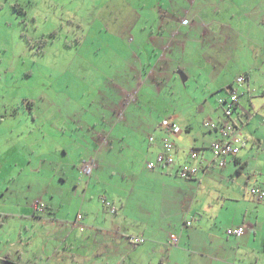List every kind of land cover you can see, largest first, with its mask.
I'll return each mask as SVG.
<instances>
[{
    "label": "rangeland",
    "instance_id": "obj_1",
    "mask_svg": "<svg viewBox=\"0 0 264 264\" xmlns=\"http://www.w3.org/2000/svg\"><path fill=\"white\" fill-rule=\"evenodd\" d=\"M106 1L0 0V177L4 178L9 167L3 158L8 157L4 153L11 144L16 149L10 153L9 162L13 157L31 160L28 166L16 167L9 177L0 181V264H110L103 259V253L100 260L98 238L81 243L85 228L78 223L81 218L74 216L78 195L83 196L84 186L79 184L85 183L80 174L84 163L93 158H109L108 153L97 154L103 138L109 141L103 147L117 150L111 157L113 161L120 156L124 137L131 143L143 141L141 127L134 135L133 129L129 131L132 118L136 121L160 118L158 127L163 117L167 118L178 108L186 113V118L192 117L200 136L204 134L201 131H208L203 125L204 116L221 118L224 123L238 118L236 113L226 116L219 108L214 111L212 105L216 104V98L213 96L210 106L199 99L197 93L202 91V84L186 86L188 83L181 80L183 87L179 88L169 77L170 82L164 86L167 91L164 103L172 111L159 115H153L150 110H147L149 114L140 111L139 104L133 101H141L139 90L143 83L133 90L123 83V77L134 83L130 45L135 35L122 22L124 7L117 9L119 21L110 17L114 2L100 11V4ZM240 1L252 10H264V0ZM143 24L144 20L138 26ZM136 38L134 46L138 50L148 45L144 37ZM139 41L143 44L139 45ZM144 60L145 56L141 62ZM200 62L204 63V59ZM236 74V69L230 71V75ZM235 88L242 94L239 85ZM263 90L264 69H255L251 79L253 108L246 96L241 98L242 111L250 117L243 134L250 139L242 149L249 159L248 165L242 169L226 165L224 181L211 182L216 207L224 202L218 200L220 192L232 193L227 184L238 191L246 184L245 198L235 204L224 203L223 209H231L223 214L229 217V227L225 230L234 227L232 223L241 221L244 215L248 223L258 222L253 235L257 237L256 251L261 264H264V201L258 203L248 191L253 181L264 186V110L254 113L264 101ZM117 96L121 98L118 100ZM127 104L130 109L123 108ZM134 107L139 111L132 110ZM251 135L262 141L260 148ZM215 169L221 171L220 168L211 171ZM102 196L110 203L116 201L103 187L95 198L97 209H107ZM37 201L48 204L51 209L65 210L43 221L27 220L25 228L17 209ZM103 213L106 217L111 214L104 210ZM56 219L58 223H52ZM79 235L81 239L76 238ZM166 251V247L156 249L153 261L143 248H133L132 257L140 264H160ZM82 256L91 262L80 263Z\"/></svg>",
    "mask_w": 264,
    "mask_h": 264
},
{
    "label": "crops",
    "instance_id": "obj_2",
    "mask_svg": "<svg viewBox=\"0 0 264 264\" xmlns=\"http://www.w3.org/2000/svg\"><path fill=\"white\" fill-rule=\"evenodd\" d=\"M111 2H114L115 9H111L110 17L118 20L117 9L124 7L126 13L122 22L135 35L130 45L134 57L130 69L134 73V83L126 77H123V83L132 90L143 83L139 90L141 101H133L136 105L139 104L140 111L144 110L149 114L147 110H150L153 115L172 111L167 110L168 107L164 103L167 102L164 86L166 82H170L169 78L179 88L183 87L181 80L188 83L186 86L190 83L202 84L203 89L197 93V97L209 106L211 96L215 97L216 104L212 105L214 111L219 108L223 112L218 98L221 95H229V89L239 85L242 94L234 112L238 118L234 120L240 125L243 136L250 117L242 111L241 98L246 96L253 108L252 73L255 69H264V10H252L246 2L239 0H108L106 4H100V11L103 12V7H108ZM143 20L144 24L138 26ZM140 36L148 40V45L140 46L138 50L134 43L136 37ZM138 44L142 45L143 42L139 41ZM143 56L145 60L141 62ZM201 59H204V63L200 62ZM232 69H236L238 74L230 75ZM239 75L246 76L242 84L237 82ZM117 97L119 100L120 96ZM123 108L130 109V104L123 105ZM132 110L139 111L138 107ZM262 110L264 101L254 109V113L260 114ZM205 117L207 116L203 118V125L206 128L205 121L214 119ZM165 118H162L158 127L156 124L160 118L155 121H136L132 118L129 131L133 129L134 135L141 127L144 133L143 141L131 143L124 137L120 156L112 161L111 157L117 150L110 145L103 147L109 144L108 139L104 137L98 146L97 154L100 156L108 153L109 158L91 159L95 166L90 176L85 175L82 168L80 174L85 185L79 184L84 186L83 196L78 195L75 208L77 212L74 215H82L78 223L86 232L82 230L84 237L81 243L91 238L94 240V237L98 238L99 243L96 246L100 251V260L103 253V259L110 261V264H140L132 257L133 248H143L154 261L153 254L156 249L162 250L164 247L167 251L165 256L160 258V264H261V258L256 251L257 237L253 235L258 222L248 223L244 215L241 221L232 223V226H244L245 232L241 236L230 235L226 232L227 229L225 230L229 227V217L223 214L229 213L231 209H223L224 203L235 204L243 196L245 198L246 184L241 191L227 184L232 193L220 192L218 200L224 202L221 201L218 207L214 206L215 197L211 190V182L224 181L228 167L226 165H229V168L232 165L240 166L238 169L248 165L249 159L245 157L242 149L250 136L244 137V143L236 155L225 156V164L220 165L221 158H214L210 148L212 142L221 137L219 129L207 127L208 131H201L204 134L200 136V131L194 128L192 117L186 118V113L178 108ZM220 119L214 121L221 123ZM168 121L176 122L182 131L178 134L172 133L166 125ZM165 137H170L175 144V160L166 165L148 168L147 163L155 160L163 150ZM251 137H255L253 142L258 143L260 148L262 141L255 135ZM193 147L200 150L199 158L194 160L189 156ZM15 149L16 146L11 144L4 153V157L8 154L5 160L3 158L4 164L9 167L4 178L0 177V181L9 177L16 167L23 169L31 162L29 159L16 157L9 162V155ZM184 163L195 165L200 171L195 176L184 177L179 174ZM213 168H220L221 171H211ZM250 184L264 189V186L254 181ZM103 187L117 201L112 203L116 207L115 212L107 206V209L96 207L95 198ZM103 198L105 197L102 196V201ZM64 210L51 209L48 204L41 206L40 201H37L27 208L17 209V215L24 220L23 227L26 228L27 220L43 221L48 219L49 215L56 216V213ZM103 210L111 214L106 217ZM1 212L2 209L0 218ZM208 216L213 221L208 219ZM187 220H192V224L186 225ZM52 223H58V219ZM247 228L251 232L248 233ZM172 233L179 235L176 246L168 244ZM133 236H140L145 240L133 243ZM76 238L81 239V235ZM45 249L44 246L43 250ZM87 262L91 261L82 256L80 263Z\"/></svg>",
    "mask_w": 264,
    "mask_h": 264
},
{
    "label": "built area",
    "instance_id": "obj_3",
    "mask_svg": "<svg viewBox=\"0 0 264 264\" xmlns=\"http://www.w3.org/2000/svg\"><path fill=\"white\" fill-rule=\"evenodd\" d=\"M245 80H246L245 75H239L237 77V82L239 84H242L243 82H245ZM238 98H239V93L235 87H231L229 89V95H221L218 98L219 104L224 107L225 114L228 117H231L234 114L235 112L234 104L235 102H237ZM166 125L169 127V130L174 134H178L181 132V128L178 124L175 123L170 124L169 122H166ZM205 125L207 127L215 128V129L217 128L220 130L221 137L218 140L214 141L211 145L214 152L213 154L214 158L220 157L221 160L219 164L224 165L225 156L236 155L240 151V148L244 143V137L241 134V128L239 124H237L236 121L233 119L229 123H220L219 125L211 120H207L205 121ZM173 145L174 143L170 139L166 138L165 147L168 150V154L159 153L156 157V160L149 161L147 163L148 168H154L156 165H164L166 163L172 162L173 156L172 154H170V151L172 150ZM198 155H199L198 152L192 148L191 156L193 158H196L198 157ZM94 166L95 165L93 160L86 161L83 166L84 173L86 175H90ZM197 171L198 170L196 167L185 164L180 168L179 173L184 177H191L194 174H196ZM249 192L255 198L264 199V189L260 187L252 186L249 189ZM103 202L112 212L116 211V207L113 206L112 203L107 201L106 198H103ZM41 206H45V204H41ZM81 217L82 215L78 214L77 218L80 219ZM185 224L191 225L192 221L187 220ZM226 232L230 235L241 236L245 232V228L244 226H234L228 228ZM144 240L145 238L140 236L131 237V241L133 243H139ZM178 241H179V235L176 233H172L168 240V244L171 246H176L178 244Z\"/></svg>",
    "mask_w": 264,
    "mask_h": 264
},
{
    "label": "trees",
    "instance_id": "obj_4",
    "mask_svg": "<svg viewBox=\"0 0 264 264\" xmlns=\"http://www.w3.org/2000/svg\"><path fill=\"white\" fill-rule=\"evenodd\" d=\"M239 99H240V94H239V98H238V100H237V102H235V104H234V109H235V111H236V109H237V106L239 105ZM219 103V102H218ZM220 105V104H219ZM220 106H222V105H220ZM222 108H223V110H224V107L222 106ZM31 109H32V107H31ZM224 113H225V111H224ZM226 115V114H225ZM227 116V115H226ZM233 119V118H232ZM170 124H172V123H175V124H177L176 122H174V121H168ZM213 122H215V121H213ZM215 123H217L218 125L220 124V122H215ZM222 123V122H221ZM240 126V125H239ZM180 128H181V126H180ZM181 131H182V128H181ZM166 138H168V139H170L172 142H173V140L170 138V137H165L164 138V141H163V150L160 152V153H162V154H168V150H167V148L165 147V139ZM219 139V138H218ZM218 139H216V140H218ZM215 140V141H216ZM214 142V141H213ZM212 142V143H213ZM174 143V142H173ZM174 146H175V144L173 145V148H172V150L170 151V154H172V156H173V161L175 160V156H174ZM211 151H212V153L214 154V152H213V148H212V145H211ZM193 149L194 150H196L197 152H198V154H200V150L197 148H194L193 147ZM189 156H190V158H192L193 160L194 159H198L199 158V155H198V157H196V158H193L192 156H191V151H189ZM156 160V159H155ZM153 161V160H152ZM172 161V162H173ZM172 162H170V163H172ZM166 164H169V163H166ZM166 164H164V165H166ZM185 164H187V165H190V166H194V167H196L197 168V172H199L200 170H199V167H197V166H195V165H192V164H190V163H184L183 165H185ZM182 165V166H183ZM158 165H156L155 167H157ZM181 166V167H182ZM180 167V168H181ZM150 169H152V168H150ZM83 171V170H82ZM84 172V171H83ZM180 174V173H179ZM197 174V173H196ZM196 174H194L193 176H195ZM86 175V174H85ZM87 176H90V175H87ZM192 177V176H191ZM257 200H259V201H262V200H264V199H258V198H256ZM192 221V220H191Z\"/></svg>",
    "mask_w": 264,
    "mask_h": 264
}]
</instances>
